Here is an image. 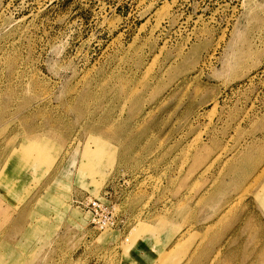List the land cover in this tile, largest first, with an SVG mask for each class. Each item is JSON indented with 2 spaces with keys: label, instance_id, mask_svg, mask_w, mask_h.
I'll list each match as a JSON object with an SVG mask.
<instances>
[{
  "label": "rangeland",
  "instance_id": "obj_1",
  "mask_svg": "<svg viewBox=\"0 0 264 264\" xmlns=\"http://www.w3.org/2000/svg\"><path fill=\"white\" fill-rule=\"evenodd\" d=\"M263 254L264 0H0V264Z\"/></svg>",
  "mask_w": 264,
  "mask_h": 264
},
{
  "label": "built area",
  "instance_id": "obj_2",
  "mask_svg": "<svg viewBox=\"0 0 264 264\" xmlns=\"http://www.w3.org/2000/svg\"><path fill=\"white\" fill-rule=\"evenodd\" d=\"M87 203L91 204L92 212L98 215V219L93 218V222H95L99 228H103L106 226L113 227L117 224L116 220L113 219L112 215L110 217L105 216L104 219H102V216H99V210H102V209H101V205L97 199L91 200V201L89 200Z\"/></svg>",
  "mask_w": 264,
  "mask_h": 264
},
{
  "label": "bare ground",
  "instance_id": "obj_3",
  "mask_svg": "<svg viewBox=\"0 0 264 264\" xmlns=\"http://www.w3.org/2000/svg\"><path fill=\"white\" fill-rule=\"evenodd\" d=\"M203 134V133H202ZM197 143V142H196ZM217 157V156H216ZM230 159V158H229ZM214 162V161H213ZM235 206V205H234ZM231 207H233V204L231 205H229L228 206V208H229V210L228 211H232V208ZM227 216V215H226ZM218 253H220V252H218ZM263 253V252H262ZM264 255V254H263ZM215 258H217V256H215ZM3 259V258H2ZM6 260V259H5ZM215 260V259H214ZM1 261V260H0ZM1 263V262H0ZM5 263V262H4Z\"/></svg>",
  "mask_w": 264,
  "mask_h": 264
},
{
  "label": "crops",
  "instance_id": "obj_4",
  "mask_svg": "<svg viewBox=\"0 0 264 264\" xmlns=\"http://www.w3.org/2000/svg\"><path fill=\"white\" fill-rule=\"evenodd\" d=\"M148 253V252H147Z\"/></svg>",
  "mask_w": 264,
  "mask_h": 264
}]
</instances>
